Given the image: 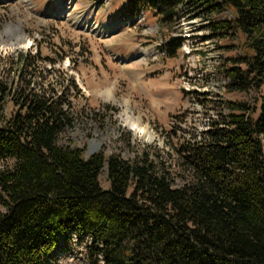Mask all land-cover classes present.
Listing matches in <instances>:
<instances>
[{
  "label": "trees",
  "instance_id": "obj_1",
  "mask_svg": "<svg viewBox=\"0 0 264 264\" xmlns=\"http://www.w3.org/2000/svg\"><path fill=\"white\" fill-rule=\"evenodd\" d=\"M129 2L175 30L199 18L212 36L238 37L220 73L230 90L264 86V0ZM223 12L232 16L215 17ZM183 39L162 48L173 56ZM55 65L41 46L0 47V264H54L73 230L92 237L91 264L99 253L104 264H264V92L258 112L227 101L167 155L157 144L133 159L87 154L67 138L82 90Z\"/></svg>",
  "mask_w": 264,
  "mask_h": 264
},
{
  "label": "rangeland",
  "instance_id": "obj_2",
  "mask_svg": "<svg viewBox=\"0 0 264 264\" xmlns=\"http://www.w3.org/2000/svg\"><path fill=\"white\" fill-rule=\"evenodd\" d=\"M129 7V0H0L1 50L17 49L15 42L33 52L41 46L56 70L79 83L76 109L82 117L67 138L87 154L120 152L133 159L138 147L157 144L167 155L173 143L217 119L218 108L226 112L227 101L250 102L259 111L264 86L230 90L219 71L238 55V37L212 36L199 18H182L177 32L152 12L131 13ZM173 34L184 39L170 56L162 45ZM59 75L54 72L51 81ZM100 180L109 187L106 170ZM74 237L73 230L69 241ZM84 238L69 245L74 261L65 264H87Z\"/></svg>",
  "mask_w": 264,
  "mask_h": 264
},
{
  "label": "built area",
  "instance_id": "obj_3",
  "mask_svg": "<svg viewBox=\"0 0 264 264\" xmlns=\"http://www.w3.org/2000/svg\"><path fill=\"white\" fill-rule=\"evenodd\" d=\"M189 81L191 82V80H189ZM226 83H227V79H224V84H226ZM183 86H185L184 83H183ZM76 240H79V235L77 233H76V237L72 238L69 242L64 241V239H62L60 241L61 247H59V249L56 251L57 252V259L55 260V264H65V263H71L74 261V247H70L69 245L74 246V242H76ZM87 242L91 243V245H92L93 241H92L91 236H85L84 242H83L85 245V248H84L85 249L84 254L86 255L85 259L87 261V264H91L89 253L93 247L88 246ZM97 257L99 259V263L104 264L103 254L99 253L97 255Z\"/></svg>",
  "mask_w": 264,
  "mask_h": 264
},
{
  "label": "bare ground",
  "instance_id": "obj_4",
  "mask_svg": "<svg viewBox=\"0 0 264 264\" xmlns=\"http://www.w3.org/2000/svg\"><path fill=\"white\" fill-rule=\"evenodd\" d=\"M133 125H134V128L136 130H138V132H140V133H147L146 127H143V126H141L139 124H134V123H133Z\"/></svg>",
  "mask_w": 264,
  "mask_h": 264
},
{
  "label": "water",
  "instance_id": "obj_5",
  "mask_svg": "<svg viewBox=\"0 0 264 264\" xmlns=\"http://www.w3.org/2000/svg\"><path fill=\"white\" fill-rule=\"evenodd\" d=\"M17 49L20 47L19 42L12 43Z\"/></svg>",
  "mask_w": 264,
  "mask_h": 264
},
{
  "label": "crops",
  "instance_id": "obj_6",
  "mask_svg": "<svg viewBox=\"0 0 264 264\" xmlns=\"http://www.w3.org/2000/svg\"><path fill=\"white\" fill-rule=\"evenodd\" d=\"M158 18V17H157ZM159 20V19H158ZM167 40V39H166Z\"/></svg>",
  "mask_w": 264,
  "mask_h": 264
}]
</instances>
